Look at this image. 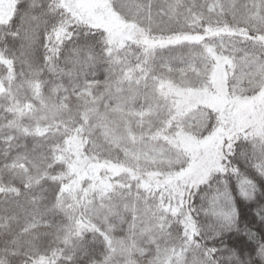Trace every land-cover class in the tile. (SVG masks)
Returning <instances> with one entry per match:
<instances>
[{"label": "snow or ice", "instance_id": "snow-or-ice-1", "mask_svg": "<svg viewBox=\"0 0 264 264\" xmlns=\"http://www.w3.org/2000/svg\"><path fill=\"white\" fill-rule=\"evenodd\" d=\"M12 3L0 264H264V0Z\"/></svg>", "mask_w": 264, "mask_h": 264}, {"label": "trees", "instance_id": "trees-1", "mask_svg": "<svg viewBox=\"0 0 264 264\" xmlns=\"http://www.w3.org/2000/svg\"><path fill=\"white\" fill-rule=\"evenodd\" d=\"M99 3H101L102 8H104V5L108 3V0H99ZM103 4V5H102ZM14 4L12 3V0H0V22L7 23V20L10 18L11 13L13 11ZM101 8V16H104L103 9ZM78 10V9H76ZM83 16L82 14H80ZM106 20L105 18L101 21L104 22ZM7 47L9 49L6 53H0V65H3V67H0V81L9 83L12 85V91L17 98L23 102L25 99V89L27 88V85L24 81V78L27 77L31 71V69L26 64L17 63L16 67L13 68L11 63L8 61V57L13 55V52L17 56H19V42L12 41L9 39L7 41ZM4 48V42H0V49ZM15 76V82L12 81V77ZM17 89H20L17 91ZM7 100L0 101V104L6 103ZM5 118H12L9 117L8 113H5L0 109V124H4L6 122ZM29 126L31 124V121L28 122ZM5 132L8 131V129H4ZM25 141L21 137L17 142V147L13 149V151H20L23 149ZM3 145H0V159L3 158ZM238 205L240 207L242 216L245 218L248 217V210L244 207L243 201H240L238 199ZM123 227H127L126 225H123ZM91 248H97L96 245H92ZM91 248L89 249V254H85L83 249H79L76 251V258H75V264H90V260L93 258ZM18 259H23V257H20ZM96 259H99V256H96Z\"/></svg>", "mask_w": 264, "mask_h": 264}, {"label": "rangeland", "instance_id": "rangeland-1", "mask_svg": "<svg viewBox=\"0 0 264 264\" xmlns=\"http://www.w3.org/2000/svg\"><path fill=\"white\" fill-rule=\"evenodd\" d=\"M69 2L75 3L76 9H78V13L82 14L83 17H93L99 21L105 18L104 16H101V8L103 6H101L99 0H69ZM104 22L107 21L104 20Z\"/></svg>", "mask_w": 264, "mask_h": 264}]
</instances>
